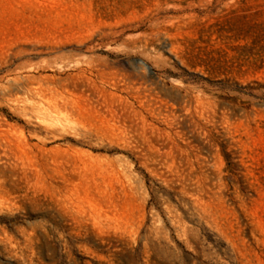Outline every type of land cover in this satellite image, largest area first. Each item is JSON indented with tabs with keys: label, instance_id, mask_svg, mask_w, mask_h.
Returning <instances> with one entry per match:
<instances>
[{
	"label": "rangeland",
	"instance_id": "374dc122",
	"mask_svg": "<svg viewBox=\"0 0 264 264\" xmlns=\"http://www.w3.org/2000/svg\"><path fill=\"white\" fill-rule=\"evenodd\" d=\"M0 264H264V0H0Z\"/></svg>",
	"mask_w": 264,
	"mask_h": 264
}]
</instances>
